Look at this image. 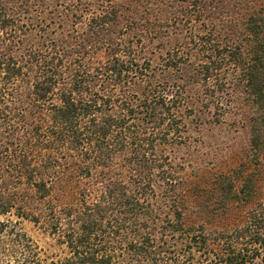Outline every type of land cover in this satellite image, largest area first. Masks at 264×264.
<instances>
[{
    "label": "trees",
    "instance_id": "trees-1",
    "mask_svg": "<svg viewBox=\"0 0 264 264\" xmlns=\"http://www.w3.org/2000/svg\"><path fill=\"white\" fill-rule=\"evenodd\" d=\"M257 2L0 0V264L256 263L264 203L229 228L190 221L200 182L180 154L239 101L264 151ZM244 176H216L211 197L249 201ZM23 219L68 253L43 257Z\"/></svg>",
    "mask_w": 264,
    "mask_h": 264
},
{
    "label": "rangeland",
    "instance_id": "rangeland-1",
    "mask_svg": "<svg viewBox=\"0 0 264 264\" xmlns=\"http://www.w3.org/2000/svg\"><path fill=\"white\" fill-rule=\"evenodd\" d=\"M259 3L264 4V0H258L257 4ZM238 103L225 113L222 123L191 126L194 121L189 120L191 138L180 154L186 156L187 161H192L191 165L185 167L184 177L200 182L197 183L200 186L189 193L190 211L187 218L192 222H203L208 229H224L242 224L250 208L264 203V151H259V160H252L255 151L250 143V118H247L252 113L251 107L242 105L240 101ZM241 173L244 177L248 173L254 175L256 193L249 201H246L243 193H239L240 200H225L219 194L211 197L210 192L216 176L229 175L236 179ZM226 203L234 204L228 205L226 209ZM198 208L203 212L206 209L207 214L191 212ZM2 218L18 220L14 215ZM19 227L38 245L43 257L60 259L68 253L64 246L58 245L53 237L33 222L23 219ZM255 264H264V246H261L260 256Z\"/></svg>",
    "mask_w": 264,
    "mask_h": 264
}]
</instances>
